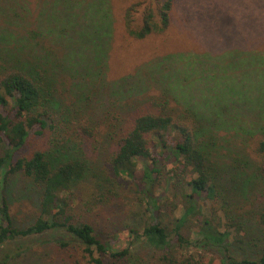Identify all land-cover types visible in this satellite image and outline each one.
<instances>
[{"label": "trees", "instance_id": "trees-1", "mask_svg": "<svg viewBox=\"0 0 264 264\" xmlns=\"http://www.w3.org/2000/svg\"><path fill=\"white\" fill-rule=\"evenodd\" d=\"M174 7L175 0L132 3L124 10L126 33L136 39L166 33ZM36 56L0 64V264H264V96L247 108L248 87L233 58L226 71L239 73L226 76V88L179 82L185 68L164 73L156 80L159 94L125 89L124 115L85 92L76 95L74 109L63 103L55 83L69 72L81 74L86 58L66 55L50 72ZM90 71L96 74L93 66ZM84 87L86 81L71 90ZM93 102L101 108L98 118L88 111ZM220 128L244 149L219 142ZM98 135L111 143L108 167L117 179L137 184L144 205V223L130 228L128 247H117L114 229L90 219L97 203L117 194L113 176L95 174L97 188L87 189L94 202H83L80 184L92 170L87 150ZM32 137L45 138V145L26 151ZM157 186L172 197L156 195ZM16 199L32 204L28 220L20 219ZM231 229L241 232L240 242ZM35 241H49L55 251H32ZM138 241L144 250L133 247ZM238 248L246 255L238 256Z\"/></svg>", "mask_w": 264, "mask_h": 264}, {"label": "rangeland", "instance_id": "rangeland-1", "mask_svg": "<svg viewBox=\"0 0 264 264\" xmlns=\"http://www.w3.org/2000/svg\"><path fill=\"white\" fill-rule=\"evenodd\" d=\"M137 1L140 0H0V64L2 61L7 64L16 56L36 61V55L40 54L43 62H38L46 70L53 71L66 55L69 60L74 54L86 58L78 66L81 74L69 72L70 75L60 76L59 83H55L61 89L63 103L66 106L72 104V109L77 105L78 92H85L94 99L106 100L105 103L111 104L115 110H123L125 115V101L128 99L125 89H134L133 96L138 93L142 96L148 90L159 94L160 84L156 81L159 76L176 70L180 72L184 68L185 71L178 76L179 82L181 79H196L199 87L206 91L226 88V76L240 71L248 87V98L245 99L250 103H246L247 108L264 96V0H175L171 27L164 34L144 39L130 37L124 26V10ZM231 58L238 71H226ZM91 66L96 71L95 75L90 71ZM72 75L80 79H73ZM144 79L149 83L143 84ZM85 81L88 87L71 90ZM174 82H178L177 79ZM144 86L147 87L145 90ZM94 102L88 111L96 113L98 118L102 115L101 108ZM219 130V142L224 140L225 143H233L234 148L244 149L240 140H232L234 134L229 135L225 128ZM98 137L94 150L90 148L91 153L87 150L92 170L89 180L80 184L83 202H94L87 191L97 188L100 178L95 174H103L102 178L113 176L112 180H115L111 187L117 194L110 196L107 203H97L90 219L107 231V226L114 229L117 247H128L134 238L129 235L130 228L141 229L144 223V205L134 181L114 176L107 163L111 143L100 135ZM45 142V138L32 137L25 150L31 151L37 145H45ZM1 149L0 145V153ZM162 149L160 146L158 154L163 153ZM249 152L252 153L250 148ZM142 165L138 163V171ZM162 191L163 186L154 188L156 195L164 193L172 197L171 193ZM14 205L15 210H20V219L28 220L32 204L26 199H16ZM80 207L82 210L90 208L86 205ZM166 213L164 222L169 219L168 211ZM218 215L223 223L221 229L225 230L224 214L218 211ZM185 231L188 232L187 229ZM231 231L232 240L240 242L241 232ZM195 235L192 233V237ZM39 242L31 245L32 251L40 247L55 251L49 241L45 246ZM142 243L138 241L133 247L144 250ZM236 252L240 257L246 255V251L239 248Z\"/></svg>", "mask_w": 264, "mask_h": 264}]
</instances>
